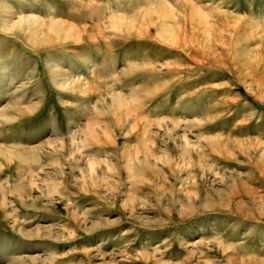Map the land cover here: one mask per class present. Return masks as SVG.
Returning <instances> with one entry per match:
<instances>
[{"label":"rangeland","instance_id":"374dc122","mask_svg":"<svg viewBox=\"0 0 264 264\" xmlns=\"http://www.w3.org/2000/svg\"><path fill=\"white\" fill-rule=\"evenodd\" d=\"M0 264H264V0H0Z\"/></svg>","mask_w":264,"mask_h":264},{"label":"bare ground","instance_id":"6f19581e","mask_svg":"<svg viewBox=\"0 0 264 264\" xmlns=\"http://www.w3.org/2000/svg\"><path fill=\"white\" fill-rule=\"evenodd\" d=\"M33 16V15H32Z\"/></svg>","mask_w":264,"mask_h":264}]
</instances>
